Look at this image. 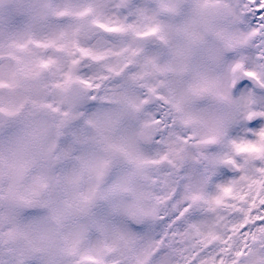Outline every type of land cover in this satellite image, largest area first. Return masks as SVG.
I'll list each match as a JSON object with an SVG mask.
<instances>
[{
  "label": "clouds",
  "instance_id": "1",
  "mask_svg": "<svg viewBox=\"0 0 264 264\" xmlns=\"http://www.w3.org/2000/svg\"><path fill=\"white\" fill-rule=\"evenodd\" d=\"M40 2L0 0V216L20 224L40 220L55 242L48 255L27 257L25 264H124L118 251L106 248L114 226L159 240L189 225L206 233L210 225L219 227L217 215L232 218L222 207L210 211L207 200L233 175L217 158L242 160L231 151L232 141L259 145L264 131V0H201L206 44L193 58V74L215 78L232 101L243 96L250 102L237 107L205 94L190 109L203 119L192 123L184 122L169 94L182 83L146 67L151 58L161 65L168 60L169 44L160 34H147L158 0H44L66 14L39 21L22 10ZM156 20L176 22L163 15ZM217 32L229 38L227 46ZM9 35L18 37V47ZM217 126L223 127L219 136L210 131ZM103 137L126 139L143 157L136 188L147 194L143 209L154 215L137 223L117 214L120 197L97 200L89 215L76 211L77 198L94 183L81 160L106 155ZM24 161L31 166L18 174L12 166ZM130 171L117 165L103 187ZM41 177L47 189L39 188ZM38 201L62 209L63 223L41 220L49 213ZM12 229L0 224V264H17L23 247V241L8 239ZM80 231L77 250L60 251L64 238Z\"/></svg>",
  "mask_w": 264,
  "mask_h": 264
},
{
  "label": "snow or ice",
  "instance_id": "2",
  "mask_svg": "<svg viewBox=\"0 0 264 264\" xmlns=\"http://www.w3.org/2000/svg\"><path fill=\"white\" fill-rule=\"evenodd\" d=\"M205 8L206 5L202 4L201 0H158L156 12L152 17L153 26L147 33L160 34V38L169 44L167 62L161 65L158 58H151L147 60L146 67L151 66L153 72L164 75L171 73L177 82L182 83L183 86L180 88L170 87L169 94L174 101L176 111L184 114L185 123L203 119L190 109L205 94L220 101L234 103L237 107L245 106L250 102L243 96L239 100L232 101L230 95L226 90L221 89L215 78L204 73L193 74V58L206 44L201 31L202 25L207 28ZM22 10L36 21L47 19L52 15L66 14L44 0L35 5L29 4ZM138 14L141 18L144 17L142 10H139ZM156 15L174 18L176 22L161 24L156 20ZM108 31H118V29H108ZM215 35L226 46L230 43L226 35L218 32ZM169 37L174 43L169 42ZM8 39L12 47L19 46L16 35H9ZM186 76L189 78L185 79ZM14 114L15 112H10V115ZM67 115L66 113L65 116ZM210 131L219 136L223 132V127L217 126ZM260 138L259 145L244 140L232 141L231 151L243 154L242 160L230 159L228 156L216 160L217 165L230 166L233 175L231 179L217 186V193L209 198L207 203L210 205V211L222 207L232 214V218H228L227 215H217L216 224L219 227L210 225L206 233L201 231L200 226L189 225L186 232L177 231L171 235L166 233L159 240L134 233L126 225L114 226L111 229L112 243L106 245L107 251H118L124 264H177V261L179 264H264V163L258 165L254 163L256 160L264 161V131L260 132ZM102 144L106 155L81 160L82 169L93 177L94 183L86 193L80 194L77 198L76 211L89 215L97 200H112L120 197V202L114 207L117 214L137 223L145 217L154 215L143 209V200L147 194L138 192L136 188V177L139 176L145 163L143 157L133 149L128 140L123 138L113 141L103 137ZM54 148L55 145H52L48 151L51 152ZM119 164L131 166V171L126 176L116 179L111 186L103 187L106 177ZM30 166V162L24 161L16 162L12 167L19 174ZM38 186L41 190L47 189V178H39ZM201 198L193 197L194 200ZM37 203L48 209L49 213L41 220L53 221L57 225L63 223L66 216L62 209L48 201ZM186 211L187 209L180 211L179 216L183 217ZM2 223L13 224V229L7 233L9 240L23 241V247L18 250L16 257L17 264H25L26 258L30 256L48 255L55 246L51 234L39 226L40 220L20 224L14 217L0 216V224ZM96 227L100 231H106L103 224L98 223ZM83 236V231L69 234L64 238L65 245L60 251L64 254L74 253ZM245 254L247 258L241 260L240 258ZM49 264L54 262L50 260Z\"/></svg>",
  "mask_w": 264,
  "mask_h": 264
}]
</instances>
